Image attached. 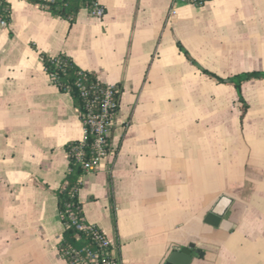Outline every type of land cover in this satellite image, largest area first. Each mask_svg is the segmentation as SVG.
Here are the masks:
<instances>
[{
    "label": "crops",
    "instance_id": "1",
    "mask_svg": "<svg viewBox=\"0 0 264 264\" xmlns=\"http://www.w3.org/2000/svg\"><path fill=\"white\" fill-rule=\"evenodd\" d=\"M0 26V264H69L56 192L64 145L83 137L68 92L40 54L64 53L120 88L109 151L80 176L83 218L120 264H162L192 243L190 264H264V78L241 103L226 78L264 71V0H97L75 20L8 0ZM174 12L170 13V9ZM188 52L192 62L179 48ZM232 197L218 226L203 218Z\"/></svg>",
    "mask_w": 264,
    "mask_h": 264
},
{
    "label": "trees",
    "instance_id": "2",
    "mask_svg": "<svg viewBox=\"0 0 264 264\" xmlns=\"http://www.w3.org/2000/svg\"><path fill=\"white\" fill-rule=\"evenodd\" d=\"M28 1L39 4L40 7L48 10L52 15L66 18L70 23L75 20L81 8L91 11L97 4V0ZM9 12V1L0 0V17L7 20ZM178 46L186 57L194 62L182 45L178 44ZM40 59L46 73L57 88L69 93L80 120L85 119V122H83L85 131L82 139L70 140L64 145L68 155V168L56 192L57 208L64 225L60 240L57 243L58 252L69 264H84V262L94 264L88 260L91 255L97 257L95 264H101L103 258L116 262L118 258L114 254L113 246L101 245L104 237L102 230L84 220L77 194L80 187V176L85 172L82 167V160L94 156L95 139L100 136L92 121H95L101 113L106 90H110L108 111L110 118L114 119L119 107L120 88L117 85H106L99 80L94 72L81 69L70 56L64 53H58L54 56L41 53ZM200 69L218 81H227L233 84L237 99L241 103V118L247 107L241 93L242 83L250 79L264 78V71L261 70L242 71L222 78L205 68L200 67ZM109 142L110 133L104 138V144L102 145L106 151H109ZM78 149L81 150L80 157L76 155ZM102 251L107 254L103 256Z\"/></svg>",
    "mask_w": 264,
    "mask_h": 264
},
{
    "label": "built area",
    "instance_id": "3",
    "mask_svg": "<svg viewBox=\"0 0 264 264\" xmlns=\"http://www.w3.org/2000/svg\"><path fill=\"white\" fill-rule=\"evenodd\" d=\"M174 2H179V1H183V2H187V3H191V4H195V5H199L202 4L205 0H173ZM103 7L96 4L94 6V8L90 11L91 14L95 15V16H101L103 14ZM174 12V8L170 9V13ZM6 25V20L2 17H0V26H5ZM110 93V90H106L105 95H104V99L102 102V106H101V113L96 117L95 121H92V124L95 127V130L100 134V136H98L95 139V154L93 157L87 159V160H82V167L84 169V171H95L97 169H99L102 160L105 158V156L108 154V151H106L102 145L104 144V138L106 136H108V134L110 133L111 127L113 125V118H110V113L108 111L110 102L108 100V95ZM82 122V129H83V133L85 131L84 127H83V122H85V119L81 121ZM76 155L78 157H80L81 155V150L78 149L76 151ZM80 226V225H79ZM101 245L102 246H108V245H112L111 241L105 236L102 238L101 241ZM103 256L106 255L107 253L105 251H102ZM89 262L91 263H96L97 262V257L95 255H91L88 258ZM84 264H87V262H84ZM101 264H120L119 261H112V260H105L103 258L102 263Z\"/></svg>",
    "mask_w": 264,
    "mask_h": 264
},
{
    "label": "water",
    "instance_id": "4",
    "mask_svg": "<svg viewBox=\"0 0 264 264\" xmlns=\"http://www.w3.org/2000/svg\"><path fill=\"white\" fill-rule=\"evenodd\" d=\"M233 199L227 194H220L218 198L213 202L208 212L205 214L203 220L204 222L212 225L218 226L222 219H226L230 213V205ZM199 253L194 249L192 243L185 246H176L165 258L162 264H190L193 257Z\"/></svg>",
    "mask_w": 264,
    "mask_h": 264
}]
</instances>
